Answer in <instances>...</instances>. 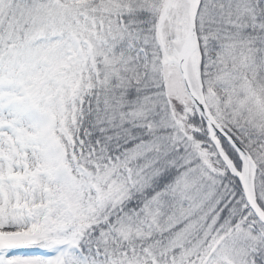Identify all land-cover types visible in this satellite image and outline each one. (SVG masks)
<instances>
[{"label":"snow or ice","instance_id":"obj_1","mask_svg":"<svg viewBox=\"0 0 264 264\" xmlns=\"http://www.w3.org/2000/svg\"><path fill=\"white\" fill-rule=\"evenodd\" d=\"M0 264H264V0H0Z\"/></svg>","mask_w":264,"mask_h":264}]
</instances>
